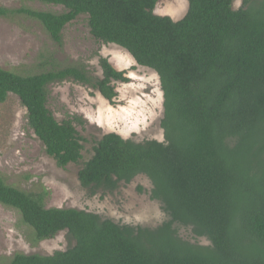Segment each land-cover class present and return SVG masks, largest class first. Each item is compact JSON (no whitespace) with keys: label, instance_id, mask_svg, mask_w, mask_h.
<instances>
[{"label":"trees","instance_id":"trees-1","mask_svg":"<svg viewBox=\"0 0 264 264\" xmlns=\"http://www.w3.org/2000/svg\"><path fill=\"white\" fill-rule=\"evenodd\" d=\"M62 6L39 12L0 6V17L25 16L62 43L68 24L88 17L91 35L128 51L156 71L164 93L165 141L136 142L116 133L94 146L79 171L91 194L114 191L139 175L168 221L157 228L117 224L78 209L46 208L44 196L8 185L0 204L13 208L37 241L68 232L75 244L52 255L16 254L0 264H264V0H188L179 21L155 14L160 0H32ZM103 78L82 66L22 76L0 67V104L16 95L46 153L60 168L78 164L84 147L71 121L48 108V88L68 80L107 100L123 72L100 59ZM188 228L211 246L180 235Z\"/></svg>","mask_w":264,"mask_h":264},{"label":"rangeland","instance_id":"rangeland-1","mask_svg":"<svg viewBox=\"0 0 264 264\" xmlns=\"http://www.w3.org/2000/svg\"><path fill=\"white\" fill-rule=\"evenodd\" d=\"M233 1L235 10L243 6L244 0H239V7H236L237 0ZM0 6L64 12L62 6L32 0H0ZM188 8V0H160L155 14L179 21ZM102 46L106 49L105 56H99ZM128 53L117 45L98 42L90 33L85 15L67 25L61 44L53 41L43 26L33 19L0 17V67L22 76L82 66L93 77L103 78L100 59H111L110 65L116 69L126 61ZM94 58H98V63L90 64ZM123 73L128 81L113 83L116 97L112 101L91 85L74 80L49 86V110L57 121L74 124L84 147L80 163L66 168H60L46 153L43 143L29 126L26 108L16 95L11 94L0 104V176L5 182L22 191L43 195L46 208L85 210L121 225L157 228L167 222L168 214L160 202L152 199L153 185L144 175L135 177L130 183H121L114 191L99 190L96 194H91L79 180V171L93 156L95 144L107 134L123 137L121 133L126 127L143 120L144 123L138 124L139 131L131 132L127 139L165 141L162 129L164 96L160 106L153 103L157 99L155 89L162 91L158 73L137 63L125 68ZM128 73L138 78H130ZM154 73L159 77V84L151 79ZM157 213H160L159 217ZM136 216L141 217L139 222ZM179 232L183 239L195 245L211 246L210 241L195 237L188 228L181 227ZM74 244L68 232H61L50 240L37 241L34 231L24 224L18 211L0 204L1 263L10 262L16 254L52 255L66 251Z\"/></svg>","mask_w":264,"mask_h":264},{"label":"clouds","instance_id":"clouds-1","mask_svg":"<svg viewBox=\"0 0 264 264\" xmlns=\"http://www.w3.org/2000/svg\"><path fill=\"white\" fill-rule=\"evenodd\" d=\"M236 7H239V0H237V4ZM174 22H175V18H174ZM106 54V49L104 48V46L101 47V51L99 53V56H105ZM110 64L113 63V61L111 59H109L108 61ZM90 64H96L98 63V58H94L93 60L89 61ZM136 63L135 59L131 56L130 53L127 54V58L126 61L122 64V65H117L116 66V70L117 71H121L123 72L125 68H129L132 65H134ZM130 78H138L135 76V74L133 73H128ZM152 80L156 81L157 84H159V77L157 74H153V76L151 77ZM117 91H120L119 89H117ZM156 91V96L157 99L153 101V103L157 106H160L163 103V96L164 93L162 91L159 90V88L155 89ZM97 95L99 96V93H97ZM109 111H111V109H109ZM143 115V114H141ZM89 119H91V117H88ZM144 123L143 120H139L136 123H132L130 127H126L125 130L121 133V135L123 136L124 139H127L129 134L133 131H139L138 128V124H142ZM158 139L162 140L163 137H159ZM160 213H157V216L159 217ZM135 219L139 222L141 220L140 216H136ZM126 222H131L130 220H126Z\"/></svg>","mask_w":264,"mask_h":264},{"label":"flooded vegetation","instance_id":"flooded-vegetation-1","mask_svg":"<svg viewBox=\"0 0 264 264\" xmlns=\"http://www.w3.org/2000/svg\"><path fill=\"white\" fill-rule=\"evenodd\" d=\"M186 14H187V13H186ZM186 14H185V15H186ZM183 18H184V17H183ZM101 79H102V78H101ZM100 94H101V93H100ZM154 201H157V200H154ZM95 214H96V213H95ZM97 215H99V214H97Z\"/></svg>","mask_w":264,"mask_h":264}]
</instances>
